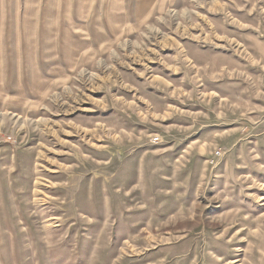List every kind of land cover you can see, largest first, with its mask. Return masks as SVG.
I'll list each match as a JSON object with an SVG mask.
<instances>
[{
    "label": "rangeland",
    "instance_id": "374dc122",
    "mask_svg": "<svg viewBox=\"0 0 264 264\" xmlns=\"http://www.w3.org/2000/svg\"><path fill=\"white\" fill-rule=\"evenodd\" d=\"M0 264H264V0H0Z\"/></svg>",
    "mask_w": 264,
    "mask_h": 264
},
{
    "label": "bare ground",
    "instance_id": "6f19581e",
    "mask_svg": "<svg viewBox=\"0 0 264 264\" xmlns=\"http://www.w3.org/2000/svg\"><path fill=\"white\" fill-rule=\"evenodd\" d=\"M23 215V214H22ZM24 217V216H23ZM27 219V218H26ZM26 221L25 220H23V223H25ZM28 222V221H27ZM32 234V233H31ZM25 242V241H24Z\"/></svg>",
    "mask_w": 264,
    "mask_h": 264
}]
</instances>
